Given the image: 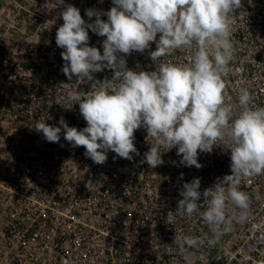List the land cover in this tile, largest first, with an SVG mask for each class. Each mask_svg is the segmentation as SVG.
<instances>
[{
    "label": "built area",
    "instance_id": "2783aa9c",
    "mask_svg": "<svg viewBox=\"0 0 264 264\" xmlns=\"http://www.w3.org/2000/svg\"><path fill=\"white\" fill-rule=\"evenodd\" d=\"M56 2V1H55ZM94 22L87 9L107 12L112 0H64ZM63 6L53 5L51 19L36 27L32 39L15 40L4 52L0 67V264H184L183 250L174 257H157L159 245L173 244L176 233L203 237L209 233L199 217L175 214L183 183L201 179V192L231 174L230 151L214 147L200 152L201 168L180 164L172 149L154 169L144 162L150 145L146 130L135 135L139 155L134 159L107 153L104 164L87 158L83 147L64 140L47 142L34 127L37 121L82 129L86 121L79 105L64 106L70 88L87 93L91 81H71L62 72V48L56 32L63 24ZM232 43L235 60L224 78L227 95L246 86L255 103L264 106V0H242L236 10ZM107 20V16H102ZM89 46L103 53L100 37L89 30ZM159 38V34L157 39ZM126 56L127 67L153 71L149 51ZM123 55V54H122ZM188 62V54L175 51L161 62ZM105 69L95 80L111 79ZM183 173V179L180 175ZM241 190L264 197V176L243 181ZM198 203H203V197ZM194 264H264V199H253L243 224H234L217 245L192 250ZM220 257V259H217Z\"/></svg>",
    "mask_w": 264,
    "mask_h": 264
},
{
    "label": "clouds",
    "instance_id": "9594fccd",
    "mask_svg": "<svg viewBox=\"0 0 264 264\" xmlns=\"http://www.w3.org/2000/svg\"><path fill=\"white\" fill-rule=\"evenodd\" d=\"M103 2V0H101ZM107 12L87 9L94 22H86L80 10L56 0L63 24L56 45L63 49L62 72L69 81H91L87 93L70 88L64 108L79 105L86 127H70L63 117L59 126L37 121L34 129L47 142L63 138L73 148L83 147L95 164H104L107 153L132 161L139 155L134 133L146 130L150 145L144 153L149 168L164 163L162 154L177 150L180 164L201 168L200 152L214 147L230 151L231 174L201 192V179L183 183L175 214L196 216L207 225L203 237L176 233L173 244L159 245L157 257H174L183 250L184 264H194L193 251L213 248L234 224L247 221L253 199H264L259 190H241L243 181L264 176V106L246 86L227 95L225 77L232 71V43L236 10L242 0H112ZM107 16V20L102 16ZM89 30L100 37L103 53L89 46ZM159 34V38L157 36ZM155 43L149 57L153 71L127 67L126 56L143 53ZM181 51L188 62H161ZM123 54V55H122ZM109 69L111 79L95 80L94 74ZM183 179V173L180 175ZM203 197V203H198ZM220 259V257H217Z\"/></svg>",
    "mask_w": 264,
    "mask_h": 264
},
{
    "label": "rangeland",
    "instance_id": "374dc122",
    "mask_svg": "<svg viewBox=\"0 0 264 264\" xmlns=\"http://www.w3.org/2000/svg\"><path fill=\"white\" fill-rule=\"evenodd\" d=\"M56 0H0V67L8 46L15 40L32 39L39 24L51 19Z\"/></svg>",
    "mask_w": 264,
    "mask_h": 264
}]
</instances>
